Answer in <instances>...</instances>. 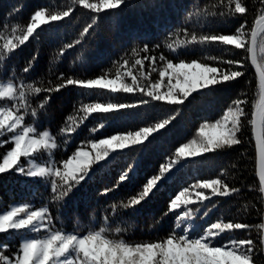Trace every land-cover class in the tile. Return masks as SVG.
Masks as SVG:
<instances>
[{"label":"trees","instance_id":"16d2710c","mask_svg":"<svg viewBox=\"0 0 264 264\" xmlns=\"http://www.w3.org/2000/svg\"><path fill=\"white\" fill-rule=\"evenodd\" d=\"M90 2L98 3V0ZM244 3L249 8L246 16L233 18L219 15L220 12H228L229 0H127L117 10L103 9L90 34H86L79 45L74 44L73 48L67 49L61 56L60 50L80 38L83 28L91 22V17L95 14L80 5H73L72 0H0V49L6 39H15L22 34L30 16L36 10L44 9L48 15L65 11L69 6L73 7L69 17L43 25L38 36L30 39L14 53L7 56L0 53V82L17 85L20 81L26 84L35 82V87H54L62 82L56 78L59 73H64L65 77L88 79L108 72V78L114 79L119 67V64L114 62L122 63L123 57L128 60V65L126 69H120L125 73L122 79L131 83V77L126 75V72L131 70L139 78L140 85L155 83L160 80L159 71L163 70L165 63L157 59L154 65L156 70L149 75V63L146 61L144 71L141 72L140 66L135 65V60L142 59L145 55L159 58L163 54L174 64L183 61L185 64L195 62L207 63L210 67H221L218 63L221 59L233 58V46L194 45L187 42L190 41L193 30L198 36L209 31L228 35L234 33L240 23H245L247 31L251 34L260 18L262 6L259 0H244ZM261 35H264V27L258 31V42ZM145 45L150 49L148 53L143 51ZM169 45H172L171 49ZM222 48L228 51H221ZM37 53L38 58L32 70L24 73L23 68ZM262 55L264 53L258 47L257 57L261 70L264 69V61L259 59ZM211 57H216V61L210 59ZM191 70L193 69L180 71ZM244 71L245 75L239 78L238 82L216 85L214 92L203 97L193 93L196 98L190 97L183 105L158 101L142 105L139 103L141 99L150 98L142 96L139 91L110 93L109 89H97L85 94L82 89L69 87L60 92H53L46 108L39 110L35 127L39 133L48 132L58 146L36 155L33 161L39 166H44L49 159L62 166V162L81 147L95 155L89 141L138 130L156 122L158 118L174 109H180V112L167 130L158 135L146 150L133 152L131 155L125 151L123 156L113 159L107 166H94L92 179L75 189L63 201H53L51 190V180L59 178H31L15 171L0 174V213L10 210L11 206L25 203L32 205L33 210L47 205L58 229L86 234L89 230L99 231L104 228L109 238L121 239L135 245L157 242L168 237L175 226L176 216L172 213L165 216L164 213L168 211L170 199L187 188V198L193 203L186 207L195 213L192 220L196 225L210 227L211 223L221 221L248 223L252 225L250 234L232 230L231 235L236 239H247L250 236L258 240L263 232L261 225L264 198L259 181L251 121L261 97V84L250 58ZM13 72L16 80L11 79ZM217 77L219 78V74ZM166 82L167 78L165 84ZM172 84H177L174 74ZM176 90L178 91V88ZM160 91L166 92L167 87H162ZM45 95L43 92L35 94L29 91L27 99L31 107L35 108ZM238 97L246 101L245 111L248 113L242 134L237 133L243 140L242 144L212 153H202L195 158L189 157L188 159H194L195 163L175 173V178L169 180L154 197L136 209L123 207L148 178L158 174L159 168L174 158L177 148L192 140L199 141L202 136L217 135L218 130L210 125L222 119V114L227 112L228 107ZM97 102L135 106L114 109L110 113L85 114L80 110L83 103ZM4 105L10 106V102L5 100ZM85 115L87 119H84ZM33 123V118L26 115L24 124L31 126ZM101 124L104 125L103 128H100ZM202 125L209 127H204L201 132ZM69 126L76 129L71 135L61 131ZM90 129L99 130L93 133ZM11 147L12 145H5L0 148V152L10 150ZM21 161L25 169L31 167L25 158L21 157ZM133 164L134 170L130 179L115 191L103 195L106 188L116 184L122 171ZM219 178L223 179L229 190L236 187L241 191L221 197L212 195L210 189L193 187L197 182ZM198 191H203L210 197V200L203 202L207 205L206 208L196 197ZM184 209L185 206L181 205V208L175 211L181 212ZM117 228L120 232L116 231ZM30 235L44 238L46 233L43 230L39 234L0 233V245L4 246L0 255L14 259L21 245V238H28ZM256 264H264V253L257 256Z\"/></svg>","mask_w":264,"mask_h":264},{"label":"snow or ice","instance_id":"6c2138e0","mask_svg":"<svg viewBox=\"0 0 264 264\" xmlns=\"http://www.w3.org/2000/svg\"><path fill=\"white\" fill-rule=\"evenodd\" d=\"M127 0H98V3H92L90 0H72L73 5H80L83 9L93 13L91 22L88 23L80 33V38L73 43H68L60 50L61 56L67 49L73 48L74 44L79 45L94 29L97 18L103 9L117 10L124 5ZM261 7L260 19L264 21V0H259ZM249 8L244 0H229L228 12H220L219 15L231 17H245ZM73 7L69 6L67 10L59 13L45 14L44 9L36 10L29 18V22L22 34L4 41L0 53L7 56L14 53L19 47L24 46L30 39L39 35V30L43 25H50L51 22L62 21L70 16ZM203 28L204 25H201ZM15 31V30H13ZM187 32V29H185ZM258 33L253 30L251 34L247 31L246 24L240 23L232 34L212 33L211 31L197 35L196 31L191 32V39L187 43L194 45H213L233 46L231 49L233 58L221 59L218 63L221 67H210L207 63L185 64L181 61L179 64L172 63L161 54L156 56L145 55L142 59H136L135 65L140 66V71H144V63H149L148 74L155 71L154 65L159 61L165 63L163 70L159 71L160 80L155 83L140 85L138 77L133 71L128 70L126 75L131 77V83L122 79L125 73L121 68H127L128 60L121 57L122 63L119 64L114 79L108 78V72L97 78L78 79L72 76L65 77L64 73H59L56 77L62 81L54 87H35L33 84H26L20 81L19 85L7 83L0 85V148L5 145H12L10 150L0 152V174L15 171L31 178L56 177L51 180V190L53 201L60 202L69 197L70 194L78 189L83 183L92 179L94 166H107L113 159L123 156L127 151L130 155L133 152L144 151L152 144L158 135L167 130V127L177 118L180 109H174L167 115L158 118L156 122L147 126L140 127L135 131H127L123 135H112L107 139L98 141H89L91 151L83 150V147L75 151L67 160L58 166L57 162L49 159L44 166H33L25 169L21 157L25 158L30 164L36 158L37 154L57 148L56 140L48 132L39 133L35 127V121L39 115V110L46 108L51 100L53 92H60L69 87L82 89L86 94L88 91L109 89L110 93H135L139 91L142 96L149 99H141L142 105H147L150 101L167 102L170 105H183L195 93L197 96H207L214 92V86L226 82H233L245 75V69L248 67V59L252 64L258 63L257 48L264 53V35H261L260 41L257 40ZM159 47V46H157ZM172 48V45H169ZM240 50V51H236ZM143 51L148 53L150 49L147 45ZM221 51H228L222 48ZM239 57V58H236ZM38 53L33 55L26 66L24 73H29ZM216 61V57H211ZM259 59L264 61V55ZM226 65V67H224ZM181 69H201L200 72L180 71ZM177 77V84H172V75ZM219 74V78L217 77ZM180 77H183L181 80ZM147 78V77H145ZM165 78L167 82L165 84ZM16 80L15 72L11 77ZM261 79L264 82V69L261 70ZM166 86L167 91L161 92L160 89ZM178 88V91L176 90ZM35 94L46 93L37 107H31L27 99L28 92ZM10 102V106H5L4 101ZM246 101L243 98H237L228 107L227 112L222 114V119L216 121L210 127L218 130L215 136L203 137L197 141L192 140L177 148L174 158L163 164L158 174L152 175L147 179L141 189L131 196L124 208L136 209L142 206L152 197H154L169 180L175 178L184 167L195 163L194 159L189 157H199L202 153H212L216 150L231 148L234 145H240L243 140L237 136V133L243 132L248 113L245 111ZM132 104L117 103H83L80 110L85 114L91 113H110L114 109H127L134 107ZM30 115L33 118V125L24 124L25 116ZM252 124H256L257 118L260 122V134L257 136V144L262 161H264V100L256 113H253ZM84 119H87L85 115ZM104 125L101 124L100 128ZM204 127L202 125L201 132ZM99 129H90V132H97ZM62 132L71 135L76 129L69 126L62 128ZM134 170V164L122 171L118 181L111 188H106L103 195L115 191L123 182L131 177ZM261 182H264V171L260 176ZM219 186V187H218ZM193 187L198 189H210L211 194L215 196L227 197L233 193H239L241 190L229 187L222 178L210 179L203 182H197ZM222 189V190H221ZM264 191V187H261ZM188 189L185 188L174 198L170 199L168 211L165 216L172 213L176 216L175 226L167 238L157 242L129 244L121 239L109 238L105 234V229L99 231L89 230L86 234L79 232H65L55 227L53 217L50 214L47 205L33 210V206L25 203L23 205L11 206L10 210L0 213V233H20L28 232L30 234H39L43 230L46 235L44 238L29 236L21 238V245L13 258L0 255V264H256V258L264 253V237L258 240L236 239L231 235L232 230H241L245 233H251L252 225L248 223L215 222L210 227L196 225L192 220L195 213L186 206L193 201L187 198ZM196 197L203 207L205 200H210L203 191L196 192ZM52 201H49L51 203ZM185 206L181 212L175 210ZM199 211V209H197ZM207 215V212L204 213ZM264 227V225H261ZM199 228V231H198ZM120 232V229H116ZM0 245V251L3 250Z\"/></svg>","mask_w":264,"mask_h":264},{"label":"water","instance_id":"95a60500","mask_svg":"<svg viewBox=\"0 0 264 264\" xmlns=\"http://www.w3.org/2000/svg\"><path fill=\"white\" fill-rule=\"evenodd\" d=\"M263 27H264V21H262L259 18L256 21L254 30L258 33V31L260 29H262ZM253 67H254L257 75H258V78H259L260 84H261V97H260V100H259L255 110H254V113H256L258 111L260 105H261L262 100H264V82H262V79H261V69H258L257 65H254V64H253ZM253 119H254V117H253ZM259 134H260V122L257 118L256 124L255 125L253 124V137H254V142H255L256 152H257V165H258L259 181H260L261 187H264V182H261V179H260L261 173H262V171H264V161H262V159H261L260 152L258 149V144H257V136ZM262 192H263V198H264V191H262ZM263 225H264V216H263ZM262 237H264V227H263Z\"/></svg>","mask_w":264,"mask_h":264},{"label":"rangeland","instance_id":"374dc122","mask_svg":"<svg viewBox=\"0 0 264 264\" xmlns=\"http://www.w3.org/2000/svg\"><path fill=\"white\" fill-rule=\"evenodd\" d=\"M192 71L200 72L201 69H194V70H191L190 72H192ZM3 84H7V83H2V82H0V85H3ZM212 134H213V133H212ZM29 165H30L31 167H33V166H39V165H37V163H35L34 161H32L31 164L29 163Z\"/></svg>","mask_w":264,"mask_h":264}]
</instances>
